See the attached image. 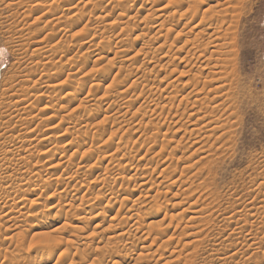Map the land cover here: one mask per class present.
<instances>
[{
    "label": "rangeland",
    "instance_id": "obj_1",
    "mask_svg": "<svg viewBox=\"0 0 264 264\" xmlns=\"http://www.w3.org/2000/svg\"><path fill=\"white\" fill-rule=\"evenodd\" d=\"M187 2L186 0L184 9L192 5ZM207 2L209 3V0L200 4V11L207 8ZM167 3L168 0H0V150L15 151L10 152L4 171L6 174L2 176L20 175L19 177L23 178L21 181L15 177L16 182L10 183L13 188L10 184L3 185L11 191L6 190L10 193H0V264H17L19 261L21 262L18 264H144L136 258L145 252V247L151 246L152 241L147 237L149 233L146 234L148 231H145L151 229L152 225L156 227L165 214L176 216L178 212L183 211H186L184 218L199 215L198 222L195 223L197 228L192 229L193 231L189 229L188 232H199L197 235L201 238L197 241L198 239L192 236L190 240L196 238L195 241L200 246L195 264H217V256L225 252L236 253V258L228 264H264V204L255 203L257 206L253 207L255 197L263 196L264 199V0H250L246 13L241 17V53L237 65L240 73L237 93L240 96L235 105L227 106L228 111L230 110L227 116L231 115L233 118L234 115V119L230 120L233 124L232 130L228 129L229 126L226 127L231 134L223 129L215 133L211 131L209 128H214L215 124L207 125L209 119H205V123L201 121L204 116L208 115L210 118L209 113L204 109V112L200 111L198 114V107H191L194 98L188 91L192 88L186 89L183 85L187 80L192 81L191 78H194L193 75L201 64L194 62L196 64L190 66V69L180 62L188 50L180 52L178 48L183 46L182 42L187 37H190L188 40L194 38L189 32L190 28H187V31L182 27L175 28L177 30L164 40L165 30L172 28L170 25H160L162 22L167 24L165 8L167 7L168 12L176 10L174 6L168 7ZM170 7L172 9H169ZM177 32H180V37H177ZM103 39L112 40L106 42ZM119 39L121 42L124 40V43L119 42ZM164 42L165 48L163 46V49L158 50V46ZM146 43L150 49L147 48L143 52L141 50L148 45ZM117 45L119 49L125 48L128 51L119 52ZM132 56L133 59L127 61V58ZM155 58H161V63ZM153 60L160 64L156 66ZM110 61L115 64L112 71L111 67L107 66L111 65ZM189 69L194 71L188 72ZM171 70L174 73L169 74ZM182 73L185 74L180 75ZM116 74L120 77H116ZM203 80L205 79L201 81ZM99 82L103 84L102 90L109 87L107 94L105 90L97 93L95 88H91L90 85L96 86ZM204 82L206 81L201 82V86ZM145 83H148L150 88L145 87ZM170 83L174 85V89L168 86ZM58 84L73 87L75 93L72 91L68 94V90L62 92L63 94L51 91L49 93L45 89L47 86ZM24 88L29 91L27 100L30 94L31 100L25 103L28 114H23V119L19 120L20 115L16 112L15 105L19 97L13 94ZM186 94L192 99L185 100L183 96ZM94 95L103 99L99 101L98 97L93 98ZM168 96L175 98L173 104H170L173 106L171 112L170 105L165 106L169 103ZM91 97L97 99L98 104H87L92 100ZM201 97L203 98V95ZM128 99L130 101L126 102ZM51 101L53 106L50 105ZM130 102L131 104H127ZM182 123L185 124L182 126ZM201 124L207 126L202 127ZM23 133L28 137L19 138ZM47 150L52 154L47 155ZM20 154H27L29 157L26 164L17 161ZM3 160L4 158L0 160V165L4 164ZM179 179H182V182ZM176 180L177 184L174 183L176 185L173 186L172 183ZM20 186H25L24 191L20 190ZM38 186L40 188H37ZM35 190L39 194L33 195ZM50 194L53 195L52 198ZM122 194H130L134 196V200L137 198V201L143 204L138 205L143 207L139 210L140 213L131 211L134 209V205L131 208L132 202L125 206L118 202L117 198ZM14 199L23 201L12 211L15 219L8 221L5 215L11 211ZM47 205L51 206L52 213L44 212ZM54 205H57L56 208ZM228 206L230 209L226 211ZM187 208L199 214H193L187 211ZM201 208L207 212V217ZM239 208L245 209L240 213L249 214L245 215L248 218L243 215L239 217L233 212L240 211ZM254 210H259L256 219L252 215ZM230 212L234 214L229 215ZM132 215L135 218L129 220ZM201 215L204 216L202 219ZM210 215H213L212 218ZM121 216H124L125 220ZM228 216L230 219L234 217V220L224 221ZM38 226L43 228L38 230ZM76 229L79 231H75ZM181 231L182 228L172 230L170 234L180 239ZM235 231H240L241 235H231ZM40 234L52 237L50 242L43 237L38 239ZM34 238L37 240H33ZM159 244L161 245V241L152 247L153 250L157 249ZM117 246H126L131 257L128 258L125 253L120 254V257ZM219 249L220 253L217 254ZM179 250L181 251L180 247ZM205 250L213 251L210 254L211 251L207 253ZM172 251L171 247L166 249L165 253L161 250L164 256L169 255V262L179 263L177 254V257H172ZM163 255L161 257L164 261L159 262L161 264L167 260ZM159 256L160 253L155 255L157 259H160ZM155 257L152 258L151 264L156 263Z\"/></svg>",
    "mask_w": 264,
    "mask_h": 264
},
{
    "label": "bare ground",
    "instance_id": "obj_2",
    "mask_svg": "<svg viewBox=\"0 0 264 264\" xmlns=\"http://www.w3.org/2000/svg\"><path fill=\"white\" fill-rule=\"evenodd\" d=\"M120 1V0H119ZM123 1V0H122ZM128 1V0H127ZM161 1H163V0H161ZM166 1V0H165ZM169 1V3H167L166 5L168 6V5H170V6H174L173 8H176V10L174 9V10H170L171 12H168V9H167V7L165 8V15H167V17H166V23L167 24H165V22H162V24H160L161 25V27H165L166 25H170V26H172V28L171 27H169V28H167V31L165 30V32H166V36H165V34H164V36L166 37V38H164V40L165 39H168V37H170V34L171 33H173V32H175L177 29H178V27H182L184 30H186L187 31V28H190V30H189V32L191 33V34H193V36H194V38H192L193 40H188L189 38L187 37V39L186 40H184L183 42H182V44H183V46L181 45L179 48H178V51H184V49H187L188 51H187V53L185 54V56H183L180 60V62H182V63H184L183 64V66L185 67V68H188V67H193V65H195L196 63H199V64H201L200 65V67H199V69L196 71V74L195 75H193L194 76V78H191V80L192 81H190L189 82V80H187V81H185V85H183V86H185V88L186 89H189V87L190 88H192L191 89V91H188L190 94H191V96L194 98L193 100L195 101H193V102H191V101H189V103L191 102V107L193 108V106H195V109H197L196 107H198V109L197 110H199L198 111V114H199V112L200 111H203L204 109L209 113V117L210 118H208V115L207 116H204L202 119H201V121L203 120V122L205 121V119H209V120H211L212 119V121H209V120H207L206 122L208 123L207 125H213V124H215V127L214 128H209L211 131H213L214 133L216 132V131H218L219 129H223V130H226L225 132L226 133H229L228 132V130L226 129V127H228V129L230 130H232V125L233 124H231L230 123V120L232 119H234V115H233V118H231V115H229V116H227V112H229L228 111V108H227V106L230 104V106H233V105H235L236 104V102L239 100V96H240V94L238 95V93H237V91L239 90L238 89V84H239V80H240V78H239V70H238V68H237V65H238V60H239V55H240V51H241V36H240V29H239V27H240V23H241V17L246 13V11H247V8H248V2L250 1V0H226V1H224V0H209V3L207 2L206 4H207V8H205V10H202V11H200V7H201V3H204V0H203V2H202V0H187L188 2H189V4L191 3L192 5L191 6H188L187 7V9H184V6H185V3H186V0H168ZM206 1V0H205ZM224 1V2H223ZM40 2V1H39ZM187 2V3H188ZM117 3H119V2H117ZM162 3V2H161ZM110 4V3H109ZM120 6H121V4H120ZM160 6V5H159ZM205 6V5H204ZM130 7V6H129ZM169 7V6H168ZM202 7H203V5H202ZM128 8V7H127ZM141 8V7H140ZM102 9V8H101ZM112 9V8H111ZM126 9V8H125ZM133 9V8H132ZM160 9H162L163 10V8H160ZM169 9H172V7H170ZM159 10V9H158ZM162 10H161V12H162ZM178 10V11H177ZM96 11V10H95ZM104 11V10H103ZM115 11V10H114ZM160 11V10H159ZM174 11V12H173ZM97 12V11H96ZM123 12V11H122ZM138 12V11H137ZM136 12V13H137ZM101 13V12H100ZM115 13V12H114ZM98 14V13H97ZM105 16V15H104ZM160 16V15H159ZM127 17V16H126ZM130 17V16H129ZM177 17V18H176ZM104 18V17H103ZM107 18V17H106ZM136 18V17H135ZM161 18V17H160ZM105 19V18H104ZM103 19V20H104ZM101 20H102V18H101ZM158 20V19H157ZM164 20V19H163ZM114 21V20H113ZM102 22V21H101ZM117 22V21H116ZM128 22V21H127ZM132 22V21H131ZM149 22V21H148ZM107 24V23H106ZM111 24L113 25L114 23H112L111 22ZM110 24V26H112ZM114 25H116V24H114ZM159 25V24H158ZM167 26V27H168ZM118 27V26H117ZM160 27V26H159ZM159 27H158V29H159ZM127 28H128V26H127ZM175 28H177L176 30H175ZM30 29V28H29ZM148 29V28H147ZM165 29V28H164ZM126 30V29H125ZM175 30V31H174ZM182 30V29H181ZM163 31V30H162ZM105 32V31H104ZM148 32V31H147ZM124 32H121V34H123ZM162 33V32H161ZM178 34H177V37H180V32H177ZM100 34H101V32H100ZM156 34V33H155ZM155 34H154V36L153 37H155ZM127 35V34H126ZM119 36V35H118ZM117 36V37H118ZM122 36V35H121ZM139 36H143V35H139ZM157 36H159V35H157ZM161 36V35H160ZM163 36V35H162ZM106 38V37H105ZM120 38V37H119ZM160 38V37H159ZM107 39V38H106ZM116 39V38H115ZM121 39V38H120ZM119 39V42H121V40ZM156 39V38H155ZM158 39V38H157ZM162 39V38H161ZM202 39H204L203 41H202ZM103 40H105V39H103ZM112 40V39H111ZM111 40H108V41H106V42H110ZM124 41V40H123ZM122 41V42H123ZM168 41V40H167ZM118 42V43H119ZM121 42V43H122ZM126 42V41H125ZM150 42V41H149ZM148 42V43H149ZM115 43V42H114ZM124 43V42H123ZM122 43V44H123ZM148 43H146V44H148ZM167 43V42H166ZM174 43V42H173ZM105 44H107V43H105ZM110 44V43H109ZM108 44V45H109ZM107 45V46H108ZM125 45V44H124ZM151 45V44H150ZM165 42L159 47L158 46V50H161V49H163V48H165ZM106 46V45H105ZM110 46H112V45H110ZM118 46V45H117ZM121 46V45H120ZM164 46V47H163ZM102 47H103V45H102ZM124 47V46H123ZM149 47V44L148 45H145V48L144 49H142L141 51H143V52H145L144 50L145 49H147ZM163 47V48H162ZM173 46H171V48H172ZM38 49V48H37ZM111 49H113V47L111 48ZM116 49V48H115ZM117 49H119V46H118V48ZM148 49H150V48H148ZM27 50V49H26ZM105 50H107V48H105ZM124 52L125 50H127L128 51V49H123L122 50V48L121 49H119V52ZM155 50H157V47H156V49ZM155 50H154V52H155ZM48 51V50H47ZM117 51V50H116ZM169 51H170V49H169ZM121 52V53H122ZM160 52V51H159ZM40 53V52H39ZM48 53V52H47ZM107 53H108V51H107ZM125 53V52H124ZM127 53V52H126ZM148 55H149V53H148V51L146 52ZM169 53V52H168ZM116 54H118L117 52H116ZM145 54V53H144ZM153 54V53H152ZM166 54V53H165ZM122 55V54H121ZM117 56V55H116ZM147 56V55H146ZM153 56V55H152ZM155 56V55H154ZM123 57V56H122ZM146 58V57H145ZM154 58V57H153ZM164 57H162V59H163ZM167 58V57H166ZM176 58V57H175ZM131 59H133V56L131 57V58H127V61H129V60H131ZM156 59V58H155ZM154 59V60H155ZM165 59V58H164ZM148 60V59H147ZM153 60V61H154ZM157 61H159L160 62V60H161V58H159V59H156ZM113 61V60H112ZM112 61H110V62H112ZM163 61V60H162ZM167 61H169V60H167ZM109 62V63H110ZM114 62V61H113ZM113 62L111 63V65L110 64H108L107 66H110L111 67V71L113 70L112 68H114L115 69V66H113V65H115V64H113ZM116 62V61H115ZM124 62V61H123ZM122 62V63H123ZM134 62V61H133ZM146 62V61H145ZM148 62V61H147ZM152 62V61H151ZM194 62H196V63H194ZM154 63H156L155 61H154ZM161 63V62H160ZM159 63V64H160ZM94 64V63H93ZM147 64V63H146ZM145 64V65H146ZM148 64H150V63H148ZM159 64H157L156 63V66H158ZM154 65V64H153ZM163 65V64H162ZM170 65V64H169ZM168 65V66H169ZM106 66V65H105ZM113 66V67H112ZM148 66V65H147ZM156 66H153V67H155L156 68ZM81 67V66H80ZM96 67V66H95ZM104 67V66H103ZM110 67H107V68H110ZM146 67V66H145ZM162 67H164V66H162ZM191 67H190V69H191ZM132 68H134V67H132ZM154 68V69H155ZM35 69V68H34ZM33 69V70H34ZM81 69V68H80ZM161 69V68H160ZM166 69V68H165ZM188 70V72H191V70ZM103 70H104V68H103ZM106 70V69H105ZM120 70H122V69H120ZM146 70H147V67H146ZM152 70H153V68H152ZM177 70V69H176ZM86 71V70H85ZM90 71H92V70H90ZM108 71V70H107ZM129 71V70H128ZM144 71V70H143ZM194 71V70H193ZM192 71V72H193ZM30 72H31V70H30ZM122 72V71H121ZM120 72V73H121ZM140 72V71H139ZM150 72H152L151 70H150ZM171 72L172 73H174V71H170V73L169 74H171ZM186 72V71H185ZM191 72V73H192ZM86 73H88V72H86ZM101 73V72H100ZM104 73V72H103ZM105 73H108L109 74V72H105ZM31 74V73H30ZM74 74V73H73ZM136 74V73H135ZM134 74V75H135ZM150 74V73H149ZM185 73H182V74H180V75H184ZM72 75V74H71ZM117 75L118 74H116L115 76L117 77ZM128 75V74H127ZM188 75V74H187ZM100 76V75H99ZM105 76V75H104ZM119 76V75H118ZM125 76V75H124ZM144 76H146V75H144ZM143 76V77H144ZM82 77V76H81ZM120 77V76H119ZM180 77V76H179ZM83 78V77H82ZM158 78V77H157ZM145 79V78H144ZM146 79H147V76H146ZM145 79V80H146ZM152 79V78H151ZM156 79V78H155ZM190 79V78H189ZM202 79H205V80H203V81H206V82H204V85H202L201 86V82H203V81H201ZM210 79V80H209ZM90 80V79H89ZM88 80V81H89ZM104 80V79H103ZM105 80H107V79H105ZM126 80V79H125ZM142 80V79H141ZM149 80V79H148ZM160 80H163V79H160ZM164 80H165V78H164ZM208 80V81H207ZM115 81V80H114ZM118 81V80H117ZM127 81V80H126ZM143 81V80H142ZM174 81H175V79H174ZM25 82V81H24ZM27 82V81H26ZM86 82V81H85ZM93 82H95V81H93ZM144 82V81H143ZM147 82V81H146ZM150 82H152V80H150ZM150 82H148V83H150ZM187 82L189 83V84H187ZM241 82V81H240ZM23 83V82H22ZM115 83V82H114ZM113 83V84H114ZM146 84L145 83V87H148V88H150L149 87V84ZM174 83V82H173ZM96 84V83H95ZM99 84V85H98ZM96 86H94V85H90L91 86V88H95V90L97 91V93L98 92H103L104 90L106 91V94L108 93V88L107 89H104V90H102L103 88V84L102 83H98ZM133 84V83H132ZM134 84H137V83H134ZM153 84H156V83H154L153 82ZM152 84V85H153ZM175 84V83H174ZM206 84H208V85H206ZM54 85V84H53ZM59 85V84H58ZM56 85V86H47L45 89L47 90V92H49V91H51V92H54V93H61V94H63L62 92H64V91H67V93L68 94H70V92H72L73 90H74V88L73 87H69V86H67V87H65V86H63V85ZM64 85H66V84H64ZM115 85V84H114ZM139 85V84H138ZM173 84H169L168 86H172ZM182 85V84H181ZM94 86V87H93ZM167 86V87H168ZM174 86V85H173ZM172 86V87H173ZM112 87V86H111ZM124 87V86H123ZM131 87V86H130ZM151 87H153V86H151ZM188 87V88H187ZM78 88V87H77ZM90 88V89H91ZM118 88V87H117ZM169 88V87H168ZM176 88V87H175ZM112 89V88H111ZM110 89V90H111ZM115 89V88H114ZM170 89H172V88H170ZM173 89H174V87H173ZM183 89H184V87H183ZM30 90V89H29ZM45 90V91H46ZM116 90V89H115ZM150 90V89H149ZM166 90H168V89H166ZM28 91V89H26V88H24V89H22L20 92H18V93H16L15 92V94H13V96H18L19 98H17L16 100H17V102L15 103V105H16V112L18 113L19 112V114L18 115H20V116H18L19 117V120H21V119H23V118H21V116L23 115V114H25V113H27L28 112V107H25V103L26 102H28V100L30 99L31 100V98H30V95H29V99L27 100V98H28V94H29V91ZM45 91H44V93H45ZM76 91V90H75ZM78 91V90H77ZM80 91V90H79ZM90 91V90H89ZM104 91V92H105ZM126 91V90H125ZM128 91H129V89H128ZM145 91V90H144ZM147 91V90H146ZM151 91H153V90H151ZM160 91V90H159ZM176 91H178L177 90V88H176ZM51 92H49V93H51ZM74 92V91H73ZM147 92H149V91H147ZM175 92V91H174ZM187 92V93H188ZM75 93V92H74ZM77 93V92H76ZM110 93H112V92H110ZM122 93V92H121ZM124 93V92H123ZM122 93V94H123ZM136 93V92H135ZM150 93V92H149ZM161 93V92H160ZM166 93V92H165ZM240 93V92H239ZM46 94V93H45ZM48 94V93H47ZM60 94V95H61ZM88 94V93H87ZM92 94V93H91ZM96 94V93H95ZM113 94V93H112ZM128 94H129V92H128ZM155 94V93H154ZM173 94V93H172ZM176 94H177V92H176ZM175 94V95H176ZM41 95V94H40ZM60 95H58L57 94V96H60ZM72 95V94H71ZM70 95V96H71ZM134 95V94H133ZM145 95V94H144ZM150 95L152 96L153 95V93H150ZM149 95V96H150ZM157 95V94H156ZM170 95V94H169ZM178 95V94H177ZM186 95H188L189 96V94H186ZM183 96L184 98H185V100H190V99H192V98H190L191 96ZM201 95H203V98L201 97ZM213 95V96H212ZM90 96V95H89ZM102 96V95H101ZM106 96H110V95H106ZM105 96V97H106ZM124 96V95H123ZM127 96V95H126ZM154 96V95H153ZM152 96V97H153ZM173 96V95H172ZM32 97V96H31ZM43 97V96H42ZM96 97H98V95H94L93 96V98H96ZM158 97V96H157ZM156 97V98H157ZM176 97V96H175ZM201 97V98H200ZM87 98V97H86ZM89 98V97H88ZM108 98H111V97H108ZM107 98V99H108ZM120 98V97H119ZM155 98V99H156ZM159 98V97H158ZM168 98V104L167 105H165L166 107L168 106V105H172L173 104V101H174V97H167ZM170 98V99H169ZM181 98V97H180ZM13 99V98H12ZM37 99V98H36ZM51 99V98H50ZM53 99V98H52ZM91 99H92V97H91ZM97 99H99V101H100V99H103L102 97H98ZM96 99V100H97ZM122 99V98H121ZM126 99V98H125ZM136 99V98H135ZM154 99V98H153ZM40 100V99H39ZM87 100V99H86ZM89 100V99H88ZM95 99H92V100H89V103H87V104H91V103H95L96 102V104H98L97 102H98V100L96 101ZM122 100H124V99H122ZM132 100V99H131ZM38 100H36V102H37ZM55 102L56 101H58V100H54ZM107 101V100H106ZM128 101H130L129 99L128 100H126V102H128ZM32 102H33V100H32ZM102 102V101H101ZM104 102H105V99H104ZM108 102V101H107ZM132 102V101H131ZM131 102L130 103H127V104H131ZM163 102V101H162ZM180 102H181V99H180ZM60 103V102H59ZM113 103V102H112ZM117 103V102H116ZM125 103V102H124ZM154 103V102H153ZM175 103V102H174ZM182 103V102H181ZM186 103H188V101H186ZM193 103V104H192ZM52 104V106H53V102L51 101L50 102V105ZM31 105V104H30ZM88 105V106H89ZM93 105V104H92ZM95 105V104H94ZM171 105H170V112H171V108L173 107H171ZM213 105V106H212ZM111 106L112 107H115V105L113 106L112 104H111ZM161 106V105H160ZM164 106V107H165ZM181 106V105H180ZM183 106V105H182ZM30 107V106H29ZM130 107V106H129ZM163 107V106H162ZM177 107V106H176ZM179 107V106H178ZM210 107H211V110H209L210 109ZM226 107V108H225ZM30 108H33V107H30ZM48 108V107H47ZM50 108H53V107H50ZM110 108V107H109ZM108 108V109H109ZM145 108V107H144ZM150 108H151V106H150ZM231 108V107H230ZM236 108V107H235ZM169 109H168V111H169ZM51 110V109H50ZM106 110V109H105ZM114 110V109H113ZM118 111H119V109H117ZM162 110V109H161ZM161 110L159 111V112H161ZM192 110V109H191ZM197 110H195V112H197ZM204 110V111H205ZM233 110V109H232ZM117 111V112H118ZM152 111V110H151ZM154 111V110H153ZM157 111V110H156ZM203 111V112H204ZM233 111H235V110H233ZM232 111V112H233ZM137 112V111H136ZM149 112V111H148ZM178 112V111H177ZM195 112H193V113H195ZM206 112V114H208ZM236 112V111H235ZM234 112V113H235ZM30 113V112H29ZM152 113H154V112H152ZM156 113V112H155ZM28 114V113H27ZM49 114V113H48ZM47 114V115H48ZM149 114V113H148ZM157 114V113H156ZM11 115V114H10ZM15 115V114H14ZM134 115H136V114H134ZM147 115V114H146ZM191 115V114H190ZM195 115H197V113L195 114ZM113 116H114V114H113ZM157 116V115H156ZM199 116V115H198ZM51 117V116H50ZM119 117V116H118ZM123 117V116H122ZM147 117H149V116H147ZM181 117V116H180ZM237 117V116H236ZM235 117V118H236ZM189 118V117H188ZM198 118V117H197ZM197 118L195 119L196 121H197ZM181 119V118H180ZM179 119V120H180ZM190 119V118H189ZM194 119V118H193ZM51 120V119H50ZM81 120V119H80ZM107 120V119H106ZM138 120V119H137ZM143 120V118L141 119V121ZM145 120V119H144ZM155 120V119H154ZM178 120V121H179ZM63 121V120H62ZM115 121V120H114ZM128 121V120H127ZM177 121V122H178ZM192 121V120H191ZM198 121H200V118L198 119ZM4 122V121H3ZM78 122V121H77ZM76 122V123H77ZM104 122V121H103ZM143 122V121H142ZM177 122H175V124L177 123ZM180 122V121H179ZM182 122H185V121H182ZM186 122H188V121H186ZM185 122V123H186ZM232 122V121H231ZM19 123V122H18ZM49 123H51L50 121H49ZM129 123V122H128ZM185 123H182V126H183V124H185ZM196 124V123H199V122H192V124ZM205 123V122H204ZM203 123V124H204ZM210 123H213V124H210ZM137 124V123H136ZM143 124V123H142ZM141 124V125H142ZM174 124V125H175ZM181 124V123H180ZM188 124V123H187ZM191 124V125H192ZM140 125V124H139ZM148 125V124H147ZM157 125V124H156ZM169 125V124H168ZM202 125V124H201ZM201 125H199V126H201ZM206 125V126H207ZM75 126V125H74ZM87 126V125H86ZM112 126V125H111ZM115 126V125H114ZM195 126V125H194ZM196 126H198V125H196ZM203 126H205V125H202V127ZM205 126V127H206ZM85 127V126H84ZM98 127V126H97ZM122 126H120V128H121ZM149 127H152V126H150L149 125ZM187 127V126H186ZM209 127V126H208ZM208 127H207V129H208ZM211 127V126H210ZM213 127V126H212ZM139 128H141V127H139ZM139 128H138V130H139ZM188 128V127H187ZM199 129V128H198ZM205 129V128H204ZM208 129V130H209ZM105 130V129H104ZM138 130H136V131H138ZM157 130V129H156ZM185 130V129H184ZM188 130V129H187ZM191 130H193V129H191ZM195 130V129H194ZM201 130H202V128H201ZM206 130V129H205ZM209 130V131H210ZM74 131V130H73ZM79 131V130H78ZM117 131H118V129H117ZM135 131V132H136ZM158 131H160V130H158ZM178 131V130H177ZM176 131V132H177ZM210 131V132H211ZM106 132V131H105ZM197 132H198V130H197ZM224 132V131H223ZM224 132V133H225ZM111 133V132H110ZM116 133V132H115ZM154 133V132H153ZM193 133V132H192ZM213 133V134H214ZM234 133V132H233ZM30 134V133H29ZM75 134V133H74ZM99 134V133H98ZM189 134H191V133H189ZM229 134H231V133H229ZM3 135V134H2ZM69 135V134H68ZM87 135V134H86ZM186 135V134H185ZM192 135V134H191ZM224 135V134H223ZM223 135L221 136V138L223 137ZM24 136H27L28 137V135H26L25 133H23V134H20L18 137L19 138H21V139H23L24 138ZM154 136V135H153ZM164 136V135H163ZM167 136V135H166ZM218 136V139H220L219 138V135H217ZM95 137V136H94ZM231 137V136H230ZM16 138V137H15ZM26 138V137H25ZM83 138V137H82ZM101 138V137H100ZM113 138V137H112ZM166 138V137H165ZM45 139V138H44ZM52 139V138H51ZM217 139V140H218ZM18 140V139H17ZM92 140V139H91ZM19 141V140H18ZM46 141V140H45ZM94 141V140H93ZM8 142H11V143H15V141H10V140H8ZM21 142V141H20ZM109 142V141H108ZM111 142V141H110ZM168 142V141H167ZM219 142V141H218ZM17 143H19V142H17ZM23 143V142H22ZM21 143V144H22ZM50 143V142H49ZM112 143V142H111ZM155 143V142H154ZM8 144V143H7ZM142 145V144H141ZM158 145V144H157ZM101 146V145H100ZM144 146V145H143ZM23 147V146H22ZM152 147V146H151ZM182 147V146H181ZM16 148V147H15ZM18 148V147H17ZM53 148V147H52ZM55 148V147H54ZM189 148V147H188ZM218 148V147H217ZM100 149V148H99ZM13 150V149H12ZM15 150V149H14ZM48 150H49V148H48ZM47 150V151H48ZM80 150V149H79ZM121 150V149H120ZM175 150V149H174ZM19 151V150H18ZM46 151V152H47ZM52 152H53V149L51 150ZM51 151H48V154L47 155H51L52 153H51ZM118 151V150H117ZM190 151V150H189ZM10 152H15V151H7V150H0V155L2 154V156H0V160L2 159V158H4V164L2 165H0V193H5V194H7V193H10L11 191L5 186V187H3V185H8V184H10V183H12V181H15L16 182V179L17 178H20L19 176L17 177V176H15V177H17V178H15V177H13L12 175H9V176H2V174H6L4 171H5V166L7 165V162H8V156H9V154H10ZM50 152V153H49ZM186 152V151H185ZM54 153V152H53ZM184 153V152H183ZM18 154H19V152H18ZM74 154V153H73ZM76 154V153H75ZM113 154V153H112ZM121 154V153H120ZM192 154V153H191ZM11 155V154H10ZM184 155V154H183ZM19 156V155H18ZM113 156V155H112ZM171 156V155H170ZM170 156H169V158H170ZM182 156V155H181ZM207 156V155H206ZM15 157V156H14ZM123 157V156H122ZM144 157V156H143ZM193 157V156H192ZM191 157V158H192ZM130 158H131V156H130ZM187 158V157H186ZM27 159H29V157H27V154H26V156H24V154L22 155V154H20V156H19V159L17 160V161H19V162H22V163H25L26 164V161H27ZM111 159V158H110ZM116 159V158H115ZM201 159V158H200ZM203 160V159H202ZM10 163H11V158H10V161H9ZM110 162V161H109ZM14 163V162H13ZM51 163V162H50ZM217 163V162H216ZM206 164V163H205ZM211 164V163H210ZM190 165V164H189ZM190 167V166H189ZM51 168H53V167H51ZM177 168V167H176ZM185 168V167H184ZM213 168V167H212ZM6 169H8V168H6ZM50 169V168H49ZM193 170V169H192ZM210 170H212V169H210ZM184 171V170H183ZM185 171H186V168H185ZM184 171V172H185ZM27 172V171H26ZM168 172V171H167ZM169 172H171V171H169ZM174 172V171H173ZM172 172V173H173ZM38 174V173H37ZM40 174V173H39ZM151 174V173H150ZM170 173H168V175H169ZM207 175V174H206ZM21 176H23V175H21ZM37 176V175H36ZM127 176V175H126ZM187 176V175H186ZM38 177V176H37ZM168 177V176H167ZM176 177V176H175ZM189 177V176H188ZM191 177V176H190ZM15 178V180H13ZM183 178V177H182ZM21 179H23V178H20V180ZM123 179V178H122ZM165 179V178H164ZM167 179H169V178H167ZM171 179H173V178H171ZM175 179V178H174ZM263 179V178H262ZM182 180V179H181ZM180 179H179V181H181ZM256 180V179H255ZM264 180V179H263ZM22 181V180H21ZM178 180H176L175 182H171L172 183V185L174 184V183H176ZM148 182V181H147ZM182 182V181H181ZM187 182V181H186ZM48 183V182H47ZM143 183H145V182H143ZM49 184V183H48ZM69 184V183H68ZM147 184V186H148V183H146ZM177 184V183H176ZM176 184H174V185H176ZM179 184H181V183H179ZM192 184V183H191ZM12 184H10V187H12L11 186ZM23 185V184H22ZM70 185V184H69ZM142 185V184H141ZM145 185V184H144ZM173 185V186H174ZM262 185H264V181L262 182ZM19 186V185H18ZM169 186V185H168ZM171 186V185H170ZM172 186V187H173ZM14 187V186H13ZM12 187V188H13ZM21 188H23V190L20 188V190L21 191H24V187L25 186H20ZM51 186H48V188H50ZM151 187V186H150ZM11 188V189H12ZM37 188H40L39 186L37 187ZM45 188V187H44ZM182 188V187H181ZM189 188V187H188ZM52 189V188H51ZM50 189V190H51ZM159 189V188H158ZM6 190H8V191H10V192H8V191H6ZM38 190V189H37ZM196 190V189H195ZM178 191V190H177ZM34 193H32L33 195L34 194H39L36 190L35 191H33ZM182 192V191H181ZM181 192H179V193H181ZM51 193V192H50ZM53 193V192H52ZM130 193V192H129ZM177 193V192H176ZM47 194H49V193H47ZM109 194V193H108ZM107 194V195H108ZM191 193H189V195H190ZM1 195V194H0ZM50 195H52V194H50ZM57 195V194H56ZM106 195V196H107ZM181 195V194H180ZM40 196V195H39ZM49 196V195H48ZM64 196V195H63ZM114 196V195H113ZM150 196V195H149ZM186 196H188V195H186ZM191 196H192V194H191ZM234 196V195H233ZM252 196H253V194H252ZM42 197V196H41ZM51 198L53 197V195L52 196H50ZM49 197V198H50ZM54 197H55V195H54ZM155 197V196H154ZM175 197V196H174ZM48 198V199H49ZM179 198V197H178ZM248 198V197H247ZM263 198V196L262 197H255V199H253V207H256L255 206V203H261V204H264V199H262ZM62 199V198H61ZM118 202L121 204V205H123V206H125V205H128L129 203H131L132 204V206H131V208H133V205H134V209H131V208H129V209H131V211L132 210H135V213H140V211L139 210H142V208L143 207H139L138 205L140 204V205H143V204H141V203H139L140 201H137V198H136V200H134L135 198H134V196H132V195H130V194H122V195H120V196H118ZM259 200V201H258ZM22 201L23 200H21V199H18V200H16V199H14V202H13V206L11 207V211L9 212V213H7L6 215H5V217H8V221H12L13 219H15L14 217H13V213H12V211H14L20 204H22ZM35 201V200H34ZM111 201V200H110ZM155 201H156V199H155ZM183 201V200H182ZM113 202V201H112ZM117 202V201H116ZM184 202V201H183ZM234 202V201H233ZM239 202V201H238ZM241 202V201H240ZM118 203V204H119ZM148 203V202H147ZM156 203H158L157 201H156ZM179 203H180V201H179ZM45 204H47V203H45ZM51 204V203H50ZM146 204V203H145ZM144 204V205H145ZM193 204V203H192ZM235 204V203H234ZM237 204V203H236ZM246 204V203H245ZM244 204V205H245ZM61 205V204H60ZM64 205V204H63ZM159 205V204H158ZM176 205H179V207L181 206L180 204H178V203H176ZM175 204H174V206H176ZM185 205V204H184ZM221 205V204H220ZM251 205V204H250ZM56 206L57 205H54L53 207H55L56 208ZM69 206V205H68ZM160 206V205H159ZM163 206V205H162ZM189 206H190V204H189ZM188 206V207H189ZM237 206H238V204H237ZM247 206V205H246ZM245 206V207H246ZM65 207H67V206H65ZM157 207V206H156ZM166 207V206H165ZM182 207V206H181ZM205 207V206H204ZM58 208H61V207H58ZM122 208H124V207H122ZM186 208V207H185ZM194 208H196V207H194ZM224 208V207H223ZM221 209V210H223L224 211V209ZM242 208V207H241ZM248 208V207H247ZM64 209V208H63ZM62 209V210H63ZM157 209H158V207H157ZM161 209V208H160ZM167 209V208H166ZM165 209V210H166ZM182 209V208H181ZM202 209V208H201ZM200 209V210H201ZM208 209V207L206 208V210ZM230 208H229V206H228V208H226V211H228ZM232 209V208H231ZM236 208H234V210H235ZM240 209V208H239ZM244 209V208H243ZM242 209V210H243ZM249 209V208H248ZM262 209L264 210V208H263V205H262ZM262 209H259V210H262ZM122 210V209H121ZM161 210H163V209H161ZM183 210V209H182ZM181 210V211H182ZM185 210V209H184ZM200 210H198V212H200ZM204 209H202V211H203ZM211 212L213 211V210H211V209H209ZM208 210V211H209ZM241 209H240V211H233L234 213H236V215L237 216H239V217H241L242 215H243V217H246L245 215L247 214H245L244 215V213L243 214H241L240 212L242 211ZM250 210V209H249ZM256 210V209H255ZM255 210H254V214H252L253 216H254V218H255V216H257V215H259V210L258 211H256L255 212ZM52 211V208H51V206L50 205H47L46 206V209H45V213H50ZM61 211V210H60ZM139 211V212H138ZM144 211H145V209H144ZM157 211H159V210H157ZM164 211V210H163ZM168 211V210H167ZM173 211V210H172ZM187 211H189V212H191L190 210H188V208H187ZM201 211V212H202ZM218 211V210H217ZM244 211H245V209H244ZM133 212V211H132ZM169 212V211H168ZM167 212V213H168ZM186 212V211H185ZM184 211L182 212V213H180V212H178L177 213V215L176 216H174V215H167V214H165V216H164V218H163V222L161 221V222H159V224L155 227V225H152L151 227V229L150 228H148V230H146L145 232H147L146 234H148L147 235V237H149V239H150V241H152L150 244H151V246L149 245V247H143L145 250V252L141 255L140 253V255H139V257L138 258H136V260H139L140 262H143L144 264H151V261H152V258H154L155 257V255H157V254H159L160 253V259H157L156 257V263L155 264H161V263H159L160 261L162 262V260L164 261V258H162L161 256L166 252V249L168 250V248H173V251H172V257L173 256H176V254H177V258H179V263H175L174 261L172 262V261H170L169 262V255H168V257H166V256H164L163 255V257H165L167 260L163 263V264H195V259L197 258V253H198V250H200L199 249V243H197L195 240H196V238L198 239L197 241H199L200 239H199V237H198V233L199 232H197V233H190V234H188V232H189V229H195V228H197L196 226H195V223L196 222H198L197 220L199 219L198 218V216L196 215L195 217L192 215L191 217H187V218H184L185 217V215H184V213H185ZM189 212H187V213H189ZM204 212V211H203ZM210 212V213H211ZM221 212V211H220ZM225 212V211H224ZM247 212H249L248 210H247ZM251 212V211H250ZM249 212V213H250ZM261 212V211H260ZM52 213V212H51ZM127 213V212H126ZM144 213V212H143ZM159 213H162V212H160L159 211ZM186 213V214H187ZM191 213H193V214H199V213H197V211H194V212H191ZM205 213V215L204 216H206V213L207 212H204ZM234 213H228L229 215L230 214H234ZM237 213H239V214H237ZM61 214H62V212H61ZM119 214V213H118ZM125 214V213H124ZM137 214H134L135 216H137ZM190 214V213H189ZM208 214H209V212H208ZM218 214V213H217ZM123 215V214H122ZM140 215V214H139ZM225 215V214H224ZM247 215H249V214H247ZM126 216V215H125ZM159 216V215H158ZM203 216V217H204ZM211 216H213V215H210L209 217H211ZM222 216V215H221ZM237 216H235V218H237ZM124 216H121V218L122 219H124L125 220V218H123ZM128 217V216H127ZM138 217V216H137ZM170 217V218H169ZM202 217V215H201V218L200 219H202L203 218ZM207 217V216H206ZM230 216H228V218H225V220L224 221H227L226 219H230L229 218ZM259 217V216H258ZM113 218H115V217H113ZM118 218V217H117ZM133 218H135V217H133V215L131 216V218H129V220L130 219H133ZM138 218H140V217H138ZM137 218V219H138ZM212 218V217H211ZM246 218H248V216L246 217ZM170 221H169V220ZM208 219V218H207ZM206 219V220H207ZM238 219V218H237ZM236 219V220H237ZM240 219V218H239ZM256 219V218H255ZM254 219V220H255ZM94 220V219H93ZM114 220V219H113ZM128 220V221H129ZM168 220V223L166 222ZM230 220H234V217L233 218H231ZM230 220L228 221V222H230ZM264 220V219H263ZM115 221H116V219H115ZM122 221V220H121ZM138 221V220H137ZM209 221V220H208ZM245 221H247V220H245ZM202 222V221H201ZM205 222H207V221H205ZM213 222V221H212ZM264 222V221H263ZM120 223V222H119ZM134 223H136L135 221H134ZM137 223H139V222H137ZM121 224H122V222H121ZM69 225V224H68ZM116 225V224H115ZM135 225V224H134ZM136 225H138V224H136ZM192 225V226H191ZM198 225H200V224H198ZM133 226V225H132ZM114 227V226H113ZM126 227V226H125ZM136 227V226H135ZM150 227V226H149ZM43 227H40V226H38V230H41ZM131 228V227H130ZM133 228V227H132ZM136 228H138L139 229V225H138V227H136ZM140 228H142V226L140 227ZM182 228V233L181 234H179V235H181V237L182 238H180V239H178V238H176L177 236H175V235H173V234H170V232L172 231V230H175V231H177L178 229H181ZM204 228V227H203ZM73 229V228H72ZM79 229V228H78ZM122 229V228H121ZM134 229V228H133ZM137 229V230H138ZM74 230V229H73ZM80 230V229H79ZM79 230H75V231H79ZM136 230V231H137ZM141 230H143V229H141ZM238 230V229H237ZM254 230V229H253ZM122 231V230H121ZM193 231V230H192ZM120 232V231H119ZM138 232V231H137ZM251 232V231H250ZM104 233V232H103ZM115 233V232H114ZM125 233V232H124ZM123 233V234H124ZM127 233V232H126ZM179 233V232H178ZM230 233H233V232H230ZM120 234V233H119ZM118 234V235H119ZM137 234V233H136ZM208 234V233H207ZM243 234V233H242ZM130 235H132V234H130ZM145 235V234H144ZM231 235H234V237H236V236H239V235H241V233H240V231H235L233 234H231ZM257 235V234H256ZM50 236V235H49ZM175 236V237H174ZM192 236H195L196 238L194 239H192V241H190L191 240V238H192ZM200 236H202V235H200ZM36 237V236H35ZM37 237H39L38 239H42L41 237H43V239H46L48 242H50V239L52 238V237H46L44 234L43 235H38ZM46 237V238H45ZM120 237V236H119ZM140 237V236H139ZM146 237V238H147ZM210 237V236H209ZM221 237V236H220ZM250 237V236H249ZM113 239H114V237H112ZM145 238V239H146ZM178 239V242L176 243V245H174L175 244V241H176V239ZM228 238H229V236H228ZM238 238V237H237ZM262 238V237H261ZM8 239V238H7ZM10 240H11V238H9ZM84 239V238H83ZM123 239V238H122ZM208 239V238H207ZM33 240H35V238L33 239ZM37 240V239H36ZM35 240V241H36ZM111 240V239H110ZM110 240H109V243H110ZM120 239H118V241H119ZM141 240V239H140ZM148 239H146V241H147ZM237 240V239H236ZM117 241V242H118ZM127 241V240H126ZM143 241H145V240H143ZM158 241H161V245L159 246V247H156L157 249H155V250H153V246L158 242ZM218 241V240H217ZM14 242V241H13ZM21 243V240L20 241H18V243ZM108 242V241H107ZM122 242V241H121ZM139 242V241H138ZM174 242V243H173ZM224 242V241H223ZM17 243V244H18ZM18 244V248L20 249V246H21V244ZM119 243V242H118ZM134 243V242H133ZM144 243V242H143ZM16 244V245H17ZM50 244V243H49ZM148 244V243H147ZM147 244H146V246H147ZM233 244V243H232ZM254 244V243H253ZM257 244V243H256ZM48 245V244H47ZM113 245V244H112ZM114 245H116V244H114ZM123 245V244H122ZM174 245V246H173ZM207 245V244H206ZM105 246V245H104ZM134 246V245H133ZM173 246V247H172ZM228 246V245H227ZM234 246V245H233ZM118 247V246H117ZM116 247V248H117ZM181 248V251L179 250L178 251V248ZM211 247V246H210ZM215 247V246H214ZM249 248V247H248ZM16 249V248H15ZM104 249V248H103ZM118 249L120 250L119 251V256H120V254H124L125 253V255L126 256H128V258H130L131 257V254H130V250L126 247V246H121V248H119L118 247ZM140 249V248H139ZM208 249V248H207ZM209 249H212V248H209ZM7 250V249H6ZM18 250V249H17ZM136 250H137V248H136ZM161 250H163V252H161ZM102 251V250H101ZM105 251H107L106 249H105ZM118 251V250H117ZM211 251V253L210 254H212V251L213 250H205V252H207V253H209ZM214 251H216V249H214ZM220 251V249L217 251V254L218 253H220L219 252ZM228 251V250H227ZM239 251V250H238ZM7 252V251H6ZM19 252V251H18ZM21 252V251H20ZM168 252V251H167ZM11 253V252H10ZM163 253V254H162ZM253 253V252H252ZM15 254V253H14ZM104 254V253H103ZM108 254V253H107ZM122 254V255H123ZM215 254V253H214ZM19 255V254H18ZM165 255H167V253L165 254ZM171 256V255H170ZM17 257V256H16ZM22 257V256H21ZM120 257H122V256H120ZM171 257V258H172ZM23 258V257H22ZM119 258V257H118ZM176 258V259H177ZM215 258V257H214ZM236 258V253L235 252H233V254H230V253H222V254H219V256H217V264H228L229 263V261L230 260H234ZM258 258V257H257ZM13 259V258H12ZM18 259V258H17ZM102 259H104V258H102ZM20 259H18V261H19ZM212 260V259H211ZM13 261H15L14 259H13ZM138 261V262H139ZM257 261V260H256ZM12 262V261H11ZM21 261H19L18 263H20ZM137 262V261H136ZM146 262V263H145ZM233 262V261H232ZM255 262V261H254ZM17 263V264H18ZM116 263V262H115ZM259 263V262H258ZM257 263V264H258ZM9 264H11V263H9ZM15 264H16V262H15ZM100 264H101V262H100Z\"/></svg>",
    "mask_w": 264,
    "mask_h": 264
}]
</instances>
